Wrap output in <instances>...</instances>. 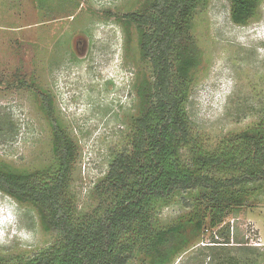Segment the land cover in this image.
<instances>
[{"label":"rangeland","instance_id":"obj_1","mask_svg":"<svg viewBox=\"0 0 264 264\" xmlns=\"http://www.w3.org/2000/svg\"><path fill=\"white\" fill-rule=\"evenodd\" d=\"M148 1L0 0V164L38 173L44 182L57 168L56 122L40 96L46 93L52 115L77 145L68 197L80 216L112 204L110 162L132 149L137 88L144 77L153 79V69L141 57L136 24L124 15ZM258 1L244 25L232 19V0H208L194 15L201 63L185 110L206 150L232 146L235 134L264 127V0ZM183 154L191 164L190 151ZM236 190L245 192V202L190 237L167 264H264V181ZM198 196L189 189L152 199L155 227L192 218ZM41 211L0 187V258L31 257L59 239ZM149 262L136 250L128 264Z\"/></svg>","mask_w":264,"mask_h":264},{"label":"trees","instance_id":"obj_2","mask_svg":"<svg viewBox=\"0 0 264 264\" xmlns=\"http://www.w3.org/2000/svg\"><path fill=\"white\" fill-rule=\"evenodd\" d=\"M207 2L149 0L143 10L124 15L137 26L141 57L151 63L153 79L144 77L138 85L132 149L110 162L106 185L113 202L102 213L80 216L73 207L68 187L77 145L52 115L51 98L41 92L45 112L56 122L57 168L44 182L38 173L0 164V187L36 203L43 221L60 237L31 257L0 258V264H128L136 250L150 256L149 264H167L190 237L207 224L218 226L231 208L245 202L247 195L237 187L264 181L261 124L235 134L232 146L209 151L197 145L185 110L193 72L201 63L191 34L193 19ZM258 3L232 0L233 21L247 24ZM184 150L190 151L191 164L185 163ZM189 189L199 190L195 215L156 228L152 199Z\"/></svg>","mask_w":264,"mask_h":264}]
</instances>
